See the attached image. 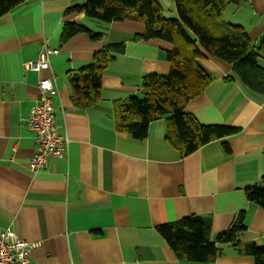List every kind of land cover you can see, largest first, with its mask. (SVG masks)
Wrapping results in <instances>:
<instances>
[{
	"label": "crops",
	"instance_id": "obj_1",
	"mask_svg": "<svg viewBox=\"0 0 264 264\" xmlns=\"http://www.w3.org/2000/svg\"><path fill=\"white\" fill-rule=\"evenodd\" d=\"M85 1L23 0L0 17V234L9 229L40 243L30 264H199L179 260L159 227L196 215L210 219L216 241L244 212L242 242L264 247V208L245 194L264 176V95L247 88L229 63L207 55L201 64L213 81L185 111L203 125L234 127L239 133L186 155L167 139L164 117L151 124L146 139H133L117 129L115 104L143 96L145 75H167V51L173 46L136 39L146 32L143 21L99 26L84 13L66 14ZM160 3L167 18H178L173 0ZM224 20L243 26L257 46L264 36V0L232 4ZM67 23L103 36L93 40L78 34L63 43ZM45 45L50 67L34 71L31 64ZM113 45L125 49L111 53L101 98L90 108L76 107L70 73ZM259 63L264 67L263 56ZM44 78L58 89L56 124L70 144L63 158L33 172L36 147L26 120ZM220 248L221 255L208 264H254L238 247Z\"/></svg>",
	"mask_w": 264,
	"mask_h": 264
},
{
	"label": "trees",
	"instance_id": "obj_2",
	"mask_svg": "<svg viewBox=\"0 0 264 264\" xmlns=\"http://www.w3.org/2000/svg\"><path fill=\"white\" fill-rule=\"evenodd\" d=\"M178 18L164 15L160 0H86L67 9L66 14L84 13L99 26L115 21L139 20L146 26L144 35L136 39H159L171 44L167 59L171 70L167 75L147 74L142 79L143 96H133L115 104L116 127L133 139L148 137L151 124L168 117L167 139L183 147L186 155L219 139L239 133L238 128L203 125L185 111L187 104L202 96L213 81L201 62L207 55L229 63L241 82L250 90L264 95V36L253 44L247 30L224 20L227 8L241 6L247 0H173ZM23 0H0V17L16 9ZM78 34H88L100 40L95 32L82 24L67 23L61 34L63 43ZM124 45H113L98 52L94 61L70 73L72 99L76 107L94 106L102 95L104 72L113 59L112 52H124ZM225 150L231 153L226 144ZM247 199L264 208V176L260 183L246 187ZM179 260L191 263H213L221 255L220 246L231 244L242 254L254 258V264H264V247L254 242H242L247 231L245 213L241 212L234 224L212 241L210 219L192 215L159 227Z\"/></svg>",
	"mask_w": 264,
	"mask_h": 264
},
{
	"label": "built area",
	"instance_id": "obj_3",
	"mask_svg": "<svg viewBox=\"0 0 264 264\" xmlns=\"http://www.w3.org/2000/svg\"><path fill=\"white\" fill-rule=\"evenodd\" d=\"M51 51L45 45L37 63L31 64L34 71L41 72L50 67ZM40 97L26 120L27 128L33 132L36 152L30 162V169L39 172L46 168L50 159L63 158L68 151V137L58 132L53 99L58 95L54 81L44 78L40 81ZM40 243L21 239L15 232L6 230L0 234V264H30L31 253Z\"/></svg>",
	"mask_w": 264,
	"mask_h": 264
},
{
	"label": "rangeland",
	"instance_id": "obj_4",
	"mask_svg": "<svg viewBox=\"0 0 264 264\" xmlns=\"http://www.w3.org/2000/svg\"><path fill=\"white\" fill-rule=\"evenodd\" d=\"M225 13H226V11H225ZM227 13H228V12H227ZM226 16H227V17H230V14L228 13Z\"/></svg>",
	"mask_w": 264,
	"mask_h": 264
}]
</instances>
